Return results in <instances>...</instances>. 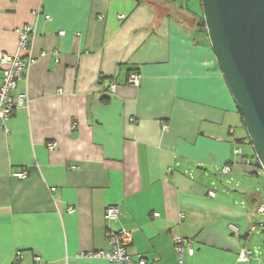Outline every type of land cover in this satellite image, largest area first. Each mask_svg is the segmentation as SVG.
<instances>
[{
  "label": "crops",
  "instance_id": "0c3cea01",
  "mask_svg": "<svg viewBox=\"0 0 264 264\" xmlns=\"http://www.w3.org/2000/svg\"><path fill=\"white\" fill-rule=\"evenodd\" d=\"M164 5L202 13L201 0H0V53L34 59L17 86L28 102L0 128V264L20 251L19 264H116L76 256L111 249L108 224L132 230L147 264H179L177 236L186 264H239L264 229V169L209 37Z\"/></svg>",
  "mask_w": 264,
  "mask_h": 264
},
{
  "label": "water",
  "instance_id": "95a60500",
  "mask_svg": "<svg viewBox=\"0 0 264 264\" xmlns=\"http://www.w3.org/2000/svg\"><path fill=\"white\" fill-rule=\"evenodd\" d=\"M208 37L264 169V0H201Z\"/></svg>",
  "mask_w": 264,
  "mask_h": 264
},
{
  "label": "built area",
  "instance_id": "2783aa9c",
  "mask_svg": "<svg viewBox=\"0 0 264 264\" xmlns=\"http://www.w3.org/2000/svg\"><path fill=\"white\" fill-rule=\"evenodd\" d=\"M124 15H121L123 17ZM50 18L49 15L46 16ZM19 34V46L22 49H26L29 45L30 39L34 33L33 27L29 24H25L16 29ZM32 57H24L19 54H11L2 52L0 53V66L3 71L2 83L0 84V128L8 130V119L21 107H24L28 102V93L26 91H19L17 89L18 82L23 79L27 69L33 63ZM140 77L137 74H132L128 81L134 85L139 84ZM116 82H111L109 91H114L116 88ZM168 125H163V130H167ZM55 141L48 143V148L53 150L56 147ZM246 163H252L250 158L246 159ZM230 170L229 165H224L222 168L223 173H228ZM16 175L21 178L27 177V171L17 172ZM51 190H55L51 188ZM211 196L215 195V192H210ZM69 211H74L73 207H69ZM259 211L264 213V204L260 205ZM156 216L159 213H155ZM120 216V208L118 205H108L105 209V218L107 222L117 220ZM231 230L234 233L239 234V229L236 225H230ZM107 235L111 243V249L109 250H97V251H83L76 254L77 257H101L108 259L116 264H147V255L140 254L135 258L129 250V246L132 242V230L130 229H113L109 224L107 227ZM186 240L182 236L175 237L174 248L179 255V264H186L182 258L185 251ZM188 252L193 254V249L188 247ZM253 251L249 248L242 249L238 255V261L245 262L251 259ZM25 253L20 251L16 254L14 264H19L25 259ZM33 264H47L40 256L33 257Z\"/></svg>",
  "mask_w": 264,
  "mask_h": 264
},
{
  "label": "rangeland",
  "instance_id": "374dc122",
  "mask_svg": "<svg viewBox=\"0 0 264 264\" xmlns=\"http://www.w3.org/2000/svg\"><path fill=\"white\" fill-rule=\"evenodd\" d=\"M251 181L255 187L262 189V179L252 178ZM257 220L260 221L261 218L258 217ZM245 246L253 251V255L249 261L240 262L239 264H264V229L261 225H258L254 230L252 237L249 238V240L247 239Z\"/></svg>",
  "mask_w": 264,
  "mask_h": 264
},
{
  "label": "trees",
  "instance_id": "16d2710c",
  "mask_svg": "<svg viewBox=\"0 0 264 264\" xmlns=\"http://www.w3.org/2000/svg\"><path fill=\"white\" fill-rule=\"evenodd\" d=\"M138 1H143V0H138ZM163 10H165L167 12H170V13H178V12L181 13V18L182 19H184L186 22H188L190 24H193L197 29H199L200 31L203 32L204 36L208 37V32H207V28H206V23H205V19H204L203 10H202V13L199 16H197V17L194 16V15H190L188 12L184 13L182 10H185V7H183V6H181L180 9H178L176 7L172 8V7H168L167 5H164ZM186 10H188V9L186 8ZM250 143H251V141H250ZM256 161H257V164L260 167H262L260 162H259V160L257 158H256Z\"/></svg>",
  "mask_w": 264,
  "mask_h": 264
}]
</instances>
